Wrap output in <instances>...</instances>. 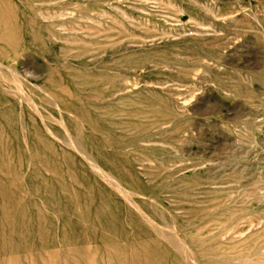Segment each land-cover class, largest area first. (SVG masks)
I'll use <instances>...</instances> for the list:
<instances>
[{"label": "rangeland", "instance_id": "rangeland-1", "mask_svg": "<svg viewBox=\"0 0 264 264\" xmlns=\"http://www.w3.org/2000/svg\"><path fill=\"white\" fill-rule=\"evenodd\" d=\"M157 231L264 264V0H0V264H179Z\"/></svg>", "mask_w": 264, "mask_h": 264}, {"label": "bare ground", "instance_id": "bare-ground-1", "mask_svg": "<svg viewBox=\"0 0 264 264\" xmlns=\"http://www.w3.org/2000/svg\"><path fill=\"white\" fill-rule=\"evenodd\" d=\"M15 96V95H14ZM16 97V96H15ZM18 98V97H17ZM35 108V107H34ZM32 110V109H31ZM36 111H38V110H36ZM34 112V111H33ZM43 120V119H42ZM72 128V127H71ZM73 132V131H72ZM77 132V131H76ZM57 139V138H56ZM77 142V141H76ZM80 144V143H79ZM72 146H74V145H72ZM97 167V166H96ZM97 169H98V167H97ZM100 170V169H99ZM98 170V171H99ZM94 171V170H93ZM94 172H96V171H94ZM104 180H105V178H104ZM107 181V180H106ZM111 185H112V183H111ZM115 185V184H114ZM117 189V188H116ZM131 205V204H130ZM157 236H158V238H159V241H158V243H163L164 244V246L165 247H168V248H170V249H172V250H174L176 253H177V255H178V259H180L179 261V264H188V261H187V258L185 257V254H183V251H182V246L181 245H178L174 240H173V238L171 237V236H169V235H167V234H165V233H161V232H158L157 231ZM145 251V250H144ZM143 251V252H144ZM146 252V251H145ZM145 252H144V254H145ZM187 256V255H186ZM144 264H165V263H163L161 260H158V261H154V262H148V261H146L145 260V262H144Z\"/></svg>", "mask_w": 264, "mask_h": 264}]
</instances>
